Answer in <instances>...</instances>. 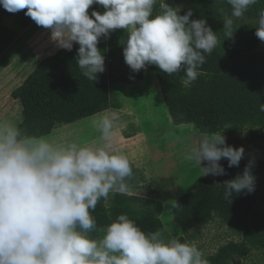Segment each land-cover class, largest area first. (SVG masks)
<instances>
[{"label": "clouds", "instance_id": "clouds-1", "mask_svg": "<svg viewBox=\"0 0 264 264\" xmlns=\"http://www.w3.org/2000/svg\"><path fill=\"white\" fill-rule=\"evenodd\" d=\"M226 3L231 11L221 17L222 32L233 38L236 22L259 0ZM0 5L11 13L26 9L37 26L51 30L58 47L70 51L78 44L76 63L92 81L105 71L101 37L118 29L127 32L123 57L133 72L149 65L168 75L183 69L185 86L202 74L206 54L222 42L205 18L190 19L191 8L181 14L166 0H0ZM93 5L104 11L92 8L89 14ZM255 24L264 42V7ZM259 110L264 112V103ZM119 119L116 111L93 116L90 127L99 134L93 142L36 136L0 119V264H210L196 243L145 232L124 213L110 218L97 237L92 214L97 204L125 193L134 174L128 155L115 146ZM222 132L203 135L184 154L200 166L206 162L203 175H225L222 158L231 168L244 157V147L227 144ZM252 167L250 160L242 174L219 184L226 202L255 190Z\"/></svg>", "mask_w": 264, "mask_h": 264}, {"label": "trees", "instance_id": "trees-1", "mask_svg": "<svg viewBox=\"0 0 264 264\" xmlns=\"http://www.w3.org/2000/svg\"><path fill=\"white\" fill-rule=\"evenodd\" d=\"M190 5L181 10L184 14L193 10L190 19L201 17L207 20L214 32L222 40L211 54H206L202 74L190 85L185 86L184 70L168 75L157 66L149 65L159 85L160 96L173 125H192L201 134L217 131L237 133L252 128V137L264 143V112L259 105L264 103V42L255 35L257 10L264 7V0L252 6L245 16L236 22L233 38H224L222 15L230 14L226 0H188ZM159 8V4L156 6ZM0 9L7 10L0 5ZM21 10L14 14L17 27L23 31L34 22ZM113 34L101 38L98 47L114 60V49L123 52L124 42L115 45ZM18 37L14 28L0 24V52L8 48ZM224 38V39H223ZM58 49L42 58L23 82L11 92V97L21 105L18 126L29 134L48 136L57 126L77 122L120 105L109 90V72L98 73L94 81L84 77L76 63L77 49ZM125 66V60H121ZM132 70L126 75L131 77ZM107 75V76H106ZM104 76V77H103ZM137 80L142 75L136 73ZM133 128V125L130 126ZM244 157L238 167H228L227 159L220 163L226 169L225 175H201L189 191L180 194L173 202L174 222L182 233H189L193 227L209 224L215 220L225 224L239 241L230 240L219 246L213 253L206 254L210 264H239L252 250L264 255V209L257 207L250 193L234 195L231 203L223 198L219 184L243 172L248 163ZM255 177L264 175V159L252 160ZM133 176L128 180V189L139 188L144 178L133 167ZM162 202L155 198H140L126 192L110 194L101 199L92 213L98 222L102 236L104 228L124 213L135 220L145 232L159 231L165 240L170 239L161 214ZM186 241V237L179 238Z\"/></svg>", "mask_w": 264, "mask_h": 264}, {"label": "rangeland", "instance_id": "rangeland-1", "mask_svg": "<svg viewBox=\"0 0 264 264\" xmlns=\"http://www.w3.org/2000/svg\"><path fill=\"white\" fill-rule=\"evenodd\" d=\"M166 2L181 10L190 5L188 0ZM97 6L101 12L104 11L102 6L93 5L88 9L89 14L92 8ZM14 14L0 9V24L16 29L18 34L17 39L0 52V119H8L18 125L21 105L11 97V92L23 82L42 58L57 51V47L53 45L39 49L41 46L34 40L36 34L31 32V29L23 31L17 27ZM112 34L115 44L126 41L127 32L123 29L115 30ZM40 37L44 38L45 35ZM107 46L105 44V52ZM114 51V60L104 56V73L109 72L106 78L109 90L120 107L106 111L119 113L115 146L128 155L132 166L139 170L144 178L139 182V188L128 189L126 193L144 199L151 197L162 202L161 220L170 239L186 237V241L196 243L205 255L213 253L230 240L239 241L240 237L218 220L193 227L186 234L182 233L174 222V200L191 189L193 182L203 175L201 166L206 163L202 162L200 166L195 161H187L184 154L189 146L205 134L199 133L190 124L173 125L160 96L158 81L153 71L147 67L139 72L132 71L131 77L127 76L126 73L131 69L127 64L123 66L121 62L124 59L123 52L119 49ZM136 73L142 75L141 79L137 80ZM93 116L72 124L59 125L46 137L93 142L99 135L90 127ZM252 132V128H246L237 133L223 131L222 134L226 137L227 144L244 147V158L247 161L254 158L264 159V143L252 137ZM250 195L255 199L257 207L264 209V175L256 177L255 190ZM239 264H264V255L259 250H252L247 257L239 260Z\"/></svg>", "mask_w": 264, "mask_h": 264}, {"label": "crops", "instance_id": "crops-1", "mask_svg": "<svg viewBox=\"0 0 264 264\" xmlns=\"http://www.w3.org/2000/svg\"><path fill=\"white\" fill-rule=\"evenodd\" d=\"M96 9L98 11H100L99 7L97 6ZM28 29H31V32H33L34 34H36V38L34 40L37 41V45H40L41 47L39 49H45V48H50L51 46H55L57 47L56 50L60 49V47L57 46L56 42L52 39L51 37V30L50 29H45L43 27L37 26L35 22H33ZM27 33V32H26ZM33 34V35H34ZM40 35H45V37H40ZM112 39H115L114 36H112ZM102 38V37H101ZM104 38V37H103ZM113 42L115 43V40H113ZM120 43V42H119ZM49 44V45H48ZM75 44V42H74ZM73 44V45H74ZM47 45V46H44ZM117 45V44H115ZM44 46V47H43ZM118 50V49H117ZM34 52V51H33ZM56 52V51H55ZM54 52V53H55ZM36 53V52H35ZM53 54V53H52ZM51 55V54H49ZM106 55L108 56L109 54L106 52Z\"/></svg>", "mask_w": 264, "mask_h": 264}]
</instances>
